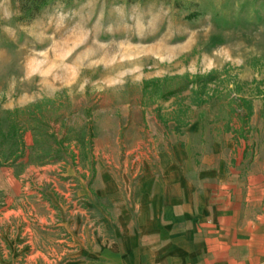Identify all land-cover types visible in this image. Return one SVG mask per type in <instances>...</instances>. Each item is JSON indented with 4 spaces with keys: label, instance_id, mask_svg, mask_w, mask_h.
Wrapping results in <instances>:
<instances>
[{
    "label": "rangeland",
    "instance_id": "1",
    "mask_svg": "<svg viewBox=\"0 0 264 264\" xmlns=\"http://www.w3.org/2000/svg\"><path fill=\"white\" fill-rule=\"evenodd\" d=\"M20 8L0 0V167L33 169L27 222L47 261L32 264H92L105 216L134 222L175 164L264 151V0ZM3 245L0 264H25Z\"/></svg>",
    "mask_w": 264,
    "mask_h": 264
},
{
    "label": "crops",
    "instance_id": "2",
    "mask_svg": "<svg viewBox=\"0 0 264 264\" xmlns=\"http://www.w3.org/2000/svg\"><path fill=\"white\" fill-rule=\"evenodd\" d=\"M185 164L142 191L134 222L123 207L117 224L105 216L110 237L82 254L92 264H264V151L233 165L218 156L204 158L201 168ZM31 170L0 167V246L23 251L17 260L25 264L47 261L33 253L43 238L27 222ZM40 215L43 229L48 223Z\"/></svg>",
    "mask_w": 264,
    "mask_h": 264
},
{
    "label": "trees",
    "instance_id": "3",
    "mask_svg": "<svg viewBox=\"0 0 264 264\" xmlns=\"http://www.w3.org/2000/svg\"><path fill=\"white\" fill-rule=\"evenodd\" d=\"M52 0H21V11L34 17ZM21 156H19L20 158ZM44 157V156H43Z\"/></svg>",
    "mask_w": 264,
    "mask_h": 264
}]
</instances>
